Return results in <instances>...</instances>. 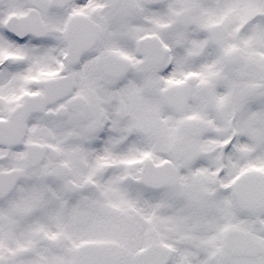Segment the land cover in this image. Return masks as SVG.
<instances>
[{"label":"snow or ice","instance_id":"1","mask_svg":"<svg viewBox=\"0 0 264 264\" xmlns=\"http://www.w3.org/2000/svg\"><path fill=\"white\" fill-rule=\"evenodd\" d=\"M0 264H264V0H0Z\"/></svg>","mask_w":264,"mask_h":264}]
</instances>
